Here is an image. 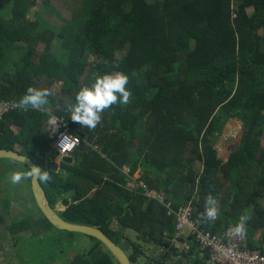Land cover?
<instances>
[{
  "label": "trees",
  "instance_id": "trees-1",
  "mask_svg": "<svg viewBox=\"0 0 264 264\" xmlns=\"http://www.w3.org/2000/svg\"><path fill=\"white\" fill-rule=\"evenodd\" d=\"M39 1L60 25L28 20ZM51 1L0 0V103L17 105L0 120V151L20 148L49 171L52 180L40 182L52 208L63 201L61 218L99 229L122 248L127 242L135 264H208L191 236L187 251L173 245L174 220L148 191L173 209L191 205L193 222L211 234L248 214L245 245L264 253V0H82L70 21ZM116 71L129 78L131 102L106 109L95 129L73 122L65 101ZM29 86L52 93L42 109L18 107ZM52 117L82 140L60 172L46 165L54 157L46 133ZM229 120L242 123L244 137L221 158L215 144ZM124 167L132 175L141 169L138 190L126 188ZM209 194L219 205L214 221L195 210L204 211ZM38 222L35 236L57 231L44 217ZM27 223H15L10 235ZM86 237L92 244L68 264H119ZM152 247L162 252L150 256Z\"/></svg>",
  "mask_w": 264,
  "mask_h": 264
},
{
  "label": "rangeland",
  "instance_id": "rangeland-1",
  "mask_svg": "<svg viewBox=\"0 0 264 264\" xmlns=\"http://www.w3.org/2000/svg\"><path fill=\"white\" fill-rule=\"evenodd\" d=\"M4 1V0H3ZM151 3L154 0H149ZM82 0H52L51 7L64 19L70 21L72 18L76 17ZM28 20L32 23L43 25V22H47L50 25L54 26L60 23L56 19V17L49 12H46L42 8V3L39 1L37 7H33L30 9L28 14ZM59 50L58 44L55 45V52ZM97 59L95 57H90L88 59V63L93 64L96 63ZM9 71L13 72V68H9ZM61 85H55L52 88L53 92H60ZM244 137V127L240 121L229 120L222 132V135L217 140L215 147L217 148V152L219 157L226 158L229 154V149L232 145L236 144L238 141L242 140ZM261 145L264 147V134L261 137ZM50 146V145H49ZM51 147V146H50ZM53 147V144H52ZM52 149V148H51ZM17 152H21L22 149L17 148ZM41 154L38 153V156ZM13 170H19L15 168V166L5 169L0 173L3 174H11ZM22 171H24L21 168ZM137 174V173H136ZM24 180H22L19 184H12L10 182V178L5 179L3 184L0 181V202L4 203V199L12 198L9 195L15 198L14 202H10L9 209L6 208L7 204L0 205V254L2 256L0 259L8 257L5 255L6 251L10 252V258L14 261L13 264H68V261L71 260L77 253L82 252L90 247L92 243L87 239L86 236L83 235H75L70 237L65 234V232L60 231H49L40 235L37 240L34 242L21 243L20 240L25 241L28 239L27 235L24 236H16V235H8V228L15 223H19V214L24 215L26 218H30L29 210L21 207L28 199V193L26 189L28 185H24ZM21 186L20 188H18ZM10 187L11 190H7L6 188ZM10 191V192H9ZM28 192L30 193V187L28 186ZM31 200V199H30ZM7 202V201H6ZM17 203V204H16ZM34 203V202H33ZM39 214L38 211H36ZM9 213H13L17 218L16 220L7 216H11ZM33 216V215H32ZM40 216V214H39ZM41 217V216H40ZM112 229L118 231L119 224L118 222H114L112 225ZM184 235H187V230L184 229L182 231ZM262 231L258 230L255 234V238L260 240ZM12 238L18 240L19 246L18 248H13L12 246ZM124 249L126 251L130 250V245L127 242H124ZM23 246V248L21 247ZM162 252L160 249H156L152 247L150 256L157 255ZM129 253V252H127ZM14 257V258H13Z\"/></svg>",
  "mask_w": 264,
  "mask_h": 264
},
{
  "label": "clouds",
  "instance_id": "clouds-1",
  "mask_svg": "<svg viewBox=\"0 0 264 264\" xmlns=\"http://www.w3.org/2000/svg\"><path fill=\"white\" fill-rule=\"evenodd\" d=\"M105 63H107V61ZM114 67H118V65H114ZM128 80L127 74L116 71L97 75L94 83H91L90 86L82 85L75 95L74 103L65 101V108L70 113L71 120L90 130L95 129L101 122V114L106 109L111 108L113 105H127L131 102L132 93L126 87ZM50 96H52V93L46 88L29 86L26 89V93L20 98L18 107L22 109L31 107L34 110H40L49 103L48 98ZM52 118L46 122V133L52 148L50 149V155L52 154L54 156L52 158L54 161L58 158L52 147L53 142L48 136V123ZM56 122L57 121L53 120L51 123L55 125ZM68 140L69 138L64 136L62 142ZM71 157L66 159H71ZM64 160L65 159L59 160L60 164H62ZM21 162L26 164V157L23 158ZM24 179H34L47 183L52 180V176L49 174V171L42 170L41 167L37 165L29 166L28 171L13 170L10 174V182L12 184H19ZM218 206V200L211 194L207 195L201 220L214 221L219 215ZM249 219L250 217L248 214L241 215L235 226L231 229L232 233L243 239L244 236H246V225Z\"/></svg>",
  "mask_w": 264,
  "mask_h": 264
},
{
  "label": "built area",
  "instance_id": "built-area-1",
  "mask_svg": "<svg viewBox=\"0 0 264 264\" xmlns=\"http://www.w3.org/2000/svg\"><path fill=\"white\" fill-rule=\"evenodd\" d=\"M16 108V104L0 103V120L5 114ZM53 120L57 121L55 125L51 123ZM48 132L59 160L71 157L82 143V140L73 133L67 123L56 118L49 121ZM64 136H67L69 140L62 142ZM121 174L127 178V189L138 190L141 184L138 183L135 174H131L130 168L124 167ZM146 196L165 206L167 216L173 218L175 223L173 245L179 251L188 250L189 245L184 238L187 239L188 236H191L198 245V258L202 259L206 255L208 264H264V253L258 248H248L245 245L246 236L241 239L232 233L231 229L235 224H230L221 231L211 234L200 230V227L193 222V208L191 205H183L173 209L172 203H167L166 197L162 194L148 191ZM184 229L187 230V235L182 233Z\"/></svg>",
  "mask_w": 264,
  "mask_h": 264
},
{
  "label": "water",
  "instance_id": "water-1",
  "mask_svg": "<svg viewBox=\"0 0 264 264\" xmlns=\"http://www.w3.org/2000/svg\"><path fill=\"white\" fill-rule=\"evenodd\" d=\"M25 156L21 155L16 151H0V160H12L16 163L22 164L23 166L29 169V166L36 165L31 159L26 157L27 163H22V159ZM63 162L69 163L71 159H65ZM38 166V165H37ZM47 169L58 172L60 167L59 164L51 161L47 165ZM32 192L37 204L38 209L40 210L42 216L57 230L60 232H68L78 235H86L93 237L96 240L100 241L114 256L119 264H135L131 261L126 250L114 242L109 236L105 235L99 229L94 227H89L85 225L70 224L61 218L59 213L54 210L47 198L46 192L41 185L39 180H31ZM196 213L198 216H201L204 211L200 209L199 206L195 207Z\"/></svg>",
  "mask_w": 264,
  "mask_h": 264
},
{
  "label": "crops",
  "instance_id": "crops-1",
  "mask_svg": "<svg viewBox=\"0 0 264 264\" xmlns=\"http://www.w3.org/2000/svg\"><path fill=\"white\" fill-rule=\"evenodd\" d=\"M46 134V133H45ZM45 139H47L46 137H45ZM50 142V141H49ZM50 144V143H49ZM56 163H58L59 164V167H60V169H61V165L62 164H60V162H59V159H55L54 160ZM49 163V162H48ZM47 163V164H48ZM46 164V165H47ZM13 166H15V168H18L19 170H21V168L24 170V168L21 166V165H19V164H16V162H14V161H12V160H0V173L2 172V171H4L5 169H9V168H11V167H13ZM60 169H59V171L58 172H60ZM24 171H26V170H24ZM142 171H141V169H139L138 171H137V174H135V177L139 180V178L141 177V173ZM8 178H10V174L9 173H7V174H5V173H3V174H1L0 175V181H1V183L3 184V182H4V180L5 179H8ZM31 180L32 179H24V185L26 186V185H28L29 187H30V193L28 192V186H26L27 187V189H26V192L28 193V199L25 201V203L23 204V205H21V207L23 208V210H25V209H27V210H29L30 212H29V214L31 215L30 216V218H26L24 215H21V214H19V216H18V218H19V222H21V221H23V220H25V221H28V223H27V225H26V228L24 229V230H27V231H21L22 233H19V234H17L16 236H24V235H27L28 236V239H26L25 241H22V240H20L21 241V243H30V242H32V241H36L37 240V238L40 236V235H38V236H35V235H33V231H37L36 229H37V227H38V225H36V224H39V223H41V222H38V221H41L42 220V218H43V216H42V214H41V212H40V210L38 209V207H37V204H36V202H35V199H34V196H33V192H32V186H31ZM23 185V186H24ZM21 186H19L18 188H20ZM7 190H11V188L10 187H7L6 188ZM1 191V190H0ZM10 192V191H9ZM10 197H12V198H9V199H4V203H1L0 202V205H3V204H7V206H5L6 208H8L9 209V204H10V202H14V201H16L15 200V198L12 196V194H10L9 195ZM31 199V200H30ZM7 201V202H6ZM17 202V201H16ZM34 202V203H33ZM17 204V203H16ZM54 210H56L58 213L59 212H61V211H64L65 209H66V207L64 206V204H63V201L61 200L59 203H57L55 206H54V208H53ZM36 211H38L39 212V214H40V216H39V214H37V212ZM11 216H7V218H9V217H11V218H13V219H17V218H15L16 216L13 214V213H9ZM33 215V216H32ZM115 222V221H114ZM113 222V223H114ZM13 226V225H12ZM12 226H10L9 228H11ZM9 228H8V230H9ZM19 229V228H18ZM8 235L10 236V233H8ZM13 242H14V239H13V241H12V246H13ZM15 243V242H14ZM18 246H19V244L17 245V246H14L13 248H18ZM22 248H23V246H21ZM5 255H7L8 257H5V258H3V259H0V264H13L14 263V261L10 258V252L9 251H6L5 252ZM2 256V254H0V257ZM14 258V257H13Z\"/></svg>",
  "mask_w": 264,
  "mask_h": 264
}]
</instances>
